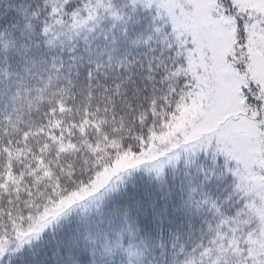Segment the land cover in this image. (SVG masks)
Segmentation results:
<instances>
[{
	"label": "snow or ice",
	"instance_id": "1",
	"mask_svg": "<svg viewBox=\"0 0 264 264\" xmlns=\"http://www.w3.org/2000/svg\"><path fill=\"white\" fill-rule=\"evenodd\" d=\"M50 230L25 264H264V0H0V264Z\"/></svg>",
	"mask_w": 264,
	"mask_h": 264
},
{
	"label": "rangeland",
	"instance_id": "2",
	"mask_svg": "<svg viewBox=\"0 0 264 264\" xmlns=\"http://www.w3.org/2000/svg\"><path fill=\"white\" fill-rule=\"evenodd\" d=\"M188 71L187 75L189 79H192L194 76H200L203 73L204 69L200 65L199 60L193 61V63L187 65ZM210 101L207 98V94L204 90V85L195 89V92L191 94V98L187 99L183 108L179 111V115L175 117L174 122L171 124L169 132L162 134L156 139L160 143H165L170 137L176 135V133H181L184 136V142L189 147L192 148L194 142L200 141L201 137L210 138L214 133V121L204 115V107ZM218 143H223L222 140L218 139ZM187 154L180 156V159H184ZM165 167H172L176 160H173L171 163L164 162ZM140 172L146 174L156 175L155 171L149 173L147 170H142ZM128 177H125L127 180ZM81 214H84L82 210ZM38 239V238H37ZM34 239V240H37Z\"/></svg>",
	"mask_w": 264,
	"mask_h": 264
},
{
	"label": "trees",
	"instance_id": "3",
	"mask_svg": "<svg viewBox=\"0 0 264 264\" xmlns=\"http://www.w3.org/2000/svg\"><path fill=\"white\" fill-rule=\"evenodd\" d=\"M187 100L183 102V104L179 107V111L183 108V105L185 104ZM150 178H155V175L146 174L143 172H135L132 173L131 177H128V179H136L139 182H146ZM192 222L194 224L199 223L198 219L193 217ZM50 235L51 230L49 231V234L44 235L42 234L37 240H32L31 244L26 245L24 250V256L19 258V264H25L26 261L31 260L33 253H39V258L42 259L45 253H50Z\"/></svg>",
	"mask_w": 264,
	"mask_h": 264
}]
</instances>
